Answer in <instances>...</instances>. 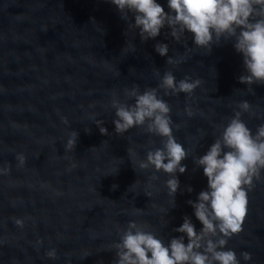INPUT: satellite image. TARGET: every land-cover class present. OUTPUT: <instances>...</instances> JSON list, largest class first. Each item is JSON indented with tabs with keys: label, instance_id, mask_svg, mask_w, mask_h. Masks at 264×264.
<instances>
[{
	"label": "water",
	"instance_id": "obj_1",
	"mask_svg": "<svg viewBox=\"0 0 264 264\" xmlns=\"http://www.w3.org/2000/svg\"><path fill=\"white\" fill-rule=\"evenodd\" d=\"M157 41L178 63H166ZM165 70L200 80L191 95L164 96L179 125L174 135L191 150L182 161L186 171L177 173L175 207L163 172L154 179L151 168H133L159 138L143 128L117 135L110 106L133 84L155 87ZM242 72L231 42L205 53L190 35L177 41L168 29L142 42L108 0H0V168L10 164L0 174V264H112L117 228L133 219L164 240L179 235L173 228L185 214L199 229L187 201L207 179L192 156L203 153L242 100L254 113L242 117L248 127L264 122V85L252 91L238 81ZM73 130L77 144L66 151ZM18 153L26 157L22 166ZM253 183L243 230L227 243L238 258L251 253L241 264H264V173ZM51 249L55 259L47 256Z\"/></svg>",
	"mask_w": 264,
	"mask_h": 264
},
{
	"label": "clouds",
	"instance_id": "obj_2",
	"mask_svg": "<svg viewBox=\"0 0 264 264\" xmlns=\"http://www.w3.org/2000/svg\"><path fill=\"white\" fill-rule=\"evenodd\" d=\"M108 2L128 21V26L138 30L142 42L155 40L163 29H168L177 41L190 35L192 46L205 53L222 42H231L242 57L243 72L238 81L252 91L253 85H264V0H166V5L160 0ZM154 48L166 57V63H178L168 56L167 43L157 41ZM199 85L198 79L178 80L171 70H165L155 87L141 90L133 84L125 88V99L111 100L112 124L117 135L143 128L159 138V146L149 148L133 168H151L154 179L155 174L163 172L172 207L180 189L177 173L186 171L182 161L191 150L174 135V128L179 125L173 121L171 106L164 96L191 95ZM245 113H252V109L247 100H242L226 123L219 126L203 153L192 156L193 164L202 169L207 179L206 187L196 199L187 201L201 227L197 229L192 217L185 214L183 222L173 228L179 235L164 240L145 224L129 220L126 226L117 228L118 239L111 249L112 264H241V259L244 262L252 259L250 252L242 251L238 258L235 250L227 247L228 240L243 230L248 192L254 180H260L264 173V122L253 130L242 118ZM186 114L192 117L195 113L188 109ZM93 122L102 135H108L103 120L94 118ZM77 139L78 132L71 131L65 150L73 151ZM15 159L21 166L26 161L22 153L16 154ZM8 170L10 164L8 168H0V174ZM187 191L191 193L192 187L188 186ZM16 223L22 226L23 222ZM47 256L55 259L56 250L51 249Z\"/></svg>",
	"mask_w": 264,
	"mask_h": 264
}]
</instances>
